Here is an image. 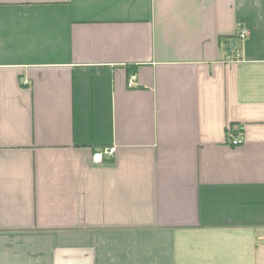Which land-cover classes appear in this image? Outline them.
<instances>
[{
  "label": "crops",
  "instance_id": "1",
  "mask_svg": "<svg viewBox=\"0 0 264 264\" xmlns=\"http://www.w3.org/2000/svg\"><path fill=\"white\" fill-rule=\"evenodd\" d=\"M0 264H264V0H0Z\"/></svg>",
  "mask_w": 264,
  "mask_h": 264
},
{
  "label": "built area",
  "instance_id": "2",
  "mask_svg": "<svg viewBox=\"0 0 264 264\" xmlns=\"http://www.w3.org/2000/svg\"><path fill=\"white\" fill-rule=\"evenodd\" d=\"M249 37V30L246 27L240 26L238 27V32L236 34V39L231 43V54H232V59L231 61L238 60L240 58L239 53H238V45L239 43L244 42L247 38ZM136 75H132L129 80H128V86L130 88H134L136 86ZM231 134L233 136V144L238 145L241 143V139L234 134V132L237 129L231 128ZM116 154V148L115 147H106L100 150H97L95 154L93 155V162L94 163H103V162H112L115 158Z\"/></svg>",
  "mask_w": 264,
  "mask_h": 264
}]
</instances>
